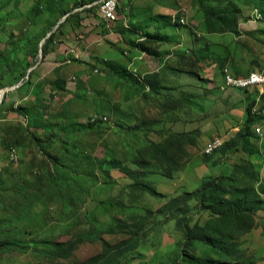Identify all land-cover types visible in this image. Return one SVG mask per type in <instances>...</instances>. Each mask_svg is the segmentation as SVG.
<instances>
[{"label":"rangeland","instance_id":"rangeland-1","mask_svg":"<svg viewBox=\"0 0 264 264\" xmlns=\"http://www.w3.org/2000/svg\"><path fill=\"white\" fill-rule=\"evenodd\" d=\"M61 1L59 8L56 0H39L38 3L36 0H0V18L14 19L9 24H3L0 20V59L6 50L13 55L8 68L14 66L20 70L25 49L30 44L29 38L40 39L41 47L50 34V27L60 15V9H69L73 14L81 10L93 21L99 19L102 23L91 30H94V34L87 43L86 37L76 34L75 45L65 44L66 51L78 48V58L90 55L102 63L97 65L95 62L78 61L73 59V52H68L66 58L62 59V70L58 74L68 82L47 103L48 115L57 114L56 121L61 123L58 126H62V130L57 125H44L42 122V127L36 128L38 138H31L21 129L17 130L16 125L23 121L25 115L28 122H33V110L28 106L29 98L15 105L17 96L12 91L45 61L40 49L32 70L28 69L20 82H14L13 72L9 69L0 70V80L12 83L0 88H6L0 101V119L5 120L0 123L10 122L16 132V137H6L3 146L1 138L5 133L0 131V173L3 174L0 181V241L9 243L0 252V264H86L90 258L105 250L101 240L96 239V231H101V238L109 245L120 244L119 254L109 264L179 262V256L173 251L182 246L183 232L175 225L173 215L176 216V211L165 208L170 197L186 189L192 192L200 184L198 179L201 182L204 176L219 174L230 179L224 183H227L224 185L227 195H231L233 188L237 187H253L255 191L261 189L260 186L264 187V96H260L264 92L256 88L237 92L232 87L219 85L224 83L225 75L233 76L227 67L221 68L224 65L231 69L234 64L239 73L243 70L250 72L245 67L252 64H247L244 58H237L236 51L248 47L257 53L260 43L246 46L244 44L248 40V43L255 40L252 36L228 32L210 36L220 44L209 45V40L204 36L207 33L202 26V11L192 5V0H117L113 22L105 21V27L98 15L102 0L84 4H78L80 0ZM235 2L241 10L239 22L247 24L258 14L254 0ZM34 6L38 12L32 11ZM157 14L173 15V18L177 16L183 24L164 25ZM97 20L93 23L96 24ZM160 26H165L163 32L181 36L175 41L179 44L174 52L175 62L172 61L173 57H168L162 66V69L176 70L181 81L178 98L166 100V106L161 105L165 113L156 107H149L140 86H128L105 64L110 61L127 66L128 61L140 52L128 42L138 43L145 34L157 31ZM58 29H53L54 47H61L63 37L68 41L61 25ZM107 33H111L110 36L101 40L108 41L110 46H105L106 50L101 54L96 40ZM225 48L232 49L233 61L216 56V53L221 55ZM151 57L153 59L148 63L152 67L158 66V61L162 62L161 57ZM67 58L71 61L64 62ZM95 68L97 71H94ZM211 68L214 73L210 81H216V84L208 87L205 85L209 82L207 77ZM147 70L149 67L143 71ZM143 71L137 72L136 77H142ZM253 100L254 106L247 115L245 105ZM170 108H173L176 117L168 116ZM93 115L106 116L97 130L71 133L70 127H66L74 121L86 123ZM246 118L252 121L250 132L254 135L250 138L253 148L250 153L241 149L239 143L232 144L231 141L230 145L224 144L234 139ZM151 120L153 122H149ZM140 121L142 127L137 126ZM223 121L235 126L231 136L227 135L230 127ZM125 124L134 127L127 129ZM169 126L181 131L191 128L188 131H192V141L185 144L184 151L171 155L173 162L166 163L151 156L147 140H162L168 130L173 131ZM256 127L262 129V135L254 133ZM213 128H222L218 134L220 141H213L216 139L211 137ZM30 129L34 130L33 127ZM201 133L209 138L200 141ZM210 141L213 142L209 147L214 145L212 150L209 151V147L205 150ZM218 141L219 144H215ZM10 147L17 150V158H11ZM105 147L115 153L123 164L136 171L133 179L119 169L107 174L99 166L97 159L103 155ZM77 151L83 153L82 166H74L79 182L60 181L57 187L52 180L53 169L56 164L72 160ZM139 162L148 165L137 169ZM201 162L216 167L217 174L214 175L215 169H212L205 171L210 175L201 177L199 173L196 177L193 173H186L181 178L175 176L180 172H189ZM167 167L173 169L170 177L162 174ZM85 178L94 180L87 190L84 188ZM134 181L160 194L151 195L140 187H132ZM261 197L264 199V194ZM189 205L190 211L182 215L190 225H203L209 220L208 210L199 209L194 199L189 200ZM258 212L252 215L249 228L225 230L234 249L230 254L233 264H264V214ZM81 236L92 239L85 240ZM189 253L196 258L222 257L200 242H196Z\"/></svg>","mask_w":264,"mask_h":264},{"label":"trees","instance_id":"trees-1","mask_svg":"<svg viewBox=\"0 0 264 264\" xmlns=\"http://www.w3.org/2000/svg\"><path fill=\"white\" fill-rule=\"evenodd\" d=\"M38 1L39 0H36V3H38ZM56 1V4L60 8L62 1ZM93 1L94 0H80L78 1V4L91 3ZM262 2L263 0H254V3L260 10V14L264 16V9L261 7V4H263ZM37 5L39 6V4ZM192 5L201 9L202 11V26L205 33L209 34L229 32L238 34V22L241 10L236 4L235 0H192ZM33 10L38 12L37 7L35 6L32 8V11ZM59 11L61 12L59 16L67 14L63 22L70 20L73 16L78 14L70 13L69 9H60ZM157 15L159 18L163 19L164 25L183 24L178 21L179 18L177 16L173 18V15ZM53 25L54 23L50 27L51 29ZM60 25L61 23H59L57 29ZM51 29H49L50 34L46 37L40 48V39L29 38L30 44L25 49V54L22 57L23 64L20 63V70L14 66L12 68H8L9 65H11V58L13 57L10 50H6V52H4L5 55H3V57L0 59V70L5 68L9 69V71L13 72V79L15 80L14 82H20V80L26 76L27 68L33 64V61L38 53V49H40L42 57H44L49 49H51L53 44L52 36L54 33V31H51ZM167 39L168 38L166 35L155 31L145 34L143 39L138 43H133L132 41H129L128 43L129 45L137 48L140 52H144L150 56H158L159 52L153 43L165 42ZM105 64L111 71H113L119 80L125 82L128 86H133L134 88H137L136 86H140L143 92L144 89L148 87L147 93H143L145 100H149V98H153L156 96V94L160 93L162 87L158 72H148L142 75V77H136V74L131 72L124 65H117L116 63L110 61H106ZM54 73H56L57 76L52 82L49 83V81L42 80L33 86L34 97L32 100H29L28 105L31 107V109L30 107L29 109L33 110V113L31 114L33 122H28L27 116L25 115L24 117L26 120L24 118L23 121L19 122L20 124L16 125L18 126L17 130L21 129L22 132L29 134L31 138H38V135H35L36 128L42 127V125H40L41 122L44 125H57V128L62 130V126H58V124L61 123L56 121L57 114L48 115L49 112L47 103L51 98L54 97L55 92L63 90L66 85L65 78L58 74L59 68H55ZM1 76L2 74L0 73V77ZM9 83L10 82L0 80V88L12 84ZM28 83L29 79H24L21 84L18 85V87ZM260 96H264V94H260ZM253 106L254 100L245 105V111L247 115L251 113ZM24 121L26 123H24ZM102 121L103 120L100 118L95 119L94 121L89 119V121L86 123L74 121L70 122L66 127H70L69 131H71V133H75V131H91L97 130L99 128V124ZM149 122H153V120ZM139 124L140 125L137 126L142 127L143 123L141 121ZM251 124L252 121L246 118L241 128L237 131L234 139L228 140L224 144L230 145V142L232 141V144L239 143L240 148L246 150L247 153L252 152L253 148L250 144V138L251 135H253V132H250ZM125 126L127 129L134 127H131L127 124H125ZM32 127L34 130L30 129ZM14 130L15 127L11 128L10 122L2 124V131L5 133V136L1 138V143L3 146L7 136L12 135L13 137H16V132ZM166 133L167 134L162 140L155 142L148 139L147 144L148 150L150 151V154L153 158H156L158 161H164L168 163L174 161L173 157L171 156L173 153L184 151L185 144L190 140L192 141V131L177 132L168 130ZM59 143L61 144V142ZM17 148H20V146L18 145ZM81 154L83 153L77 151L74 154L72 160L67 159L66 162L56 164L55 169H53L54 179L52 180L53 182H56L57 187L59 186L58 182L60 181H72L74 183L79 182L77 169L75 170L74 166H82L83 157ZM97 161L99 162V166L104 168L103 170L107 174H109V172L113 169H119L120 171L129 175L130 178H134L136 171L118 160L115 153H113L107 147H105L103 155L98 157ZM146 165L148 164L139 162L137 163L136 168L139 169L145 167ZM172 170V168H165L162 173L163 176L170 177ZM2 176L3 174L0 173V181H2ZM229 181V177H226L224 174H219L217 176H204L194 191L189 192L187 190H183L179 194L170 197V199L166 202L165 208H167L168 211H176V216L175 214L173 215L175 218V225L183 232V238L181 241L182 246L173 251V254L176 253V256L178 255L180 260L179 262L174 260L172 264H233L232 262L234 260L230 254L234 252V249H232L233 245L229 242L230 237L225 234V230H237L239 228L246 229L250 227L252 215H254L257 211L264 209V199L261 197V194H264V187L260 186L261 189L258 191H255L253 187H237L233 188L231 195H227L224 185H226ZM84 182V188H86V190L89 186L94 184V180L92 179L88 180L85 178ZM225 182L227 183L224 184ZM132 187H140L141 189L149 192L151 195L160 194L156 192L155 189L143 186L137 181L132 183ZM190 199H194L196 201V206L199 209L208 210L210 213V218L205 224L200 225L194 223L193 225H190L187 221V218L182 215L190 211ZM82 237L83 236L80 238ZM83 239L91 240L92 238L87 239L85 236ZM96 239L101 240L105 250L99 255L90 258L86 264H109L111 261L115 260L116 256L119 254L118 249L120 248V244L109 245L101 238V231H96ZM196 242L207 244L211 250L222 255V257L215 259L209 256L203 258L193 257V255L189 253V250L195 246ZM8 245L9 243H6V241H0V252H3V250L6 249ZM224 258L232 259V261Z\"/></svg>","mask_w":264,"mask_h":264},{"label":"crops","instance_id":"crops-1","mask_svg":"<svg viewBox=\"0 0 264 264\" xmlns=\"http://www.w3.org/2000/svg\"><path fill=\"white\" fill-rule=\"evenodd\" d=\"M262 3L263 4H261V7L264 9V0H263ZM254 8H255L256 11H258V14L255 16V18H252V20H248L247 24L244 23V22H238V34L252 36L255 39L253 41V43H248V41H249L248 40L247 43L244 44V45L251 46V44L257 45V44L260 43V46L257 47V49H258L257 53H254L248 47H243L239 51H236V56L239 59H243L244 58V60H245V62L247 64H249V63L252 64V65H249V66L245 67L247 69H250V72H253L254 70L262 72V71H264V16L262 14H260L259 8H257V7H254ZM83 13H85V12H82L80 10V12L78 14H76L70 20H68L66 22H63L64 19H65L64 15L63 16H58L56 18L55 23H54L51 31H53V29H56L55 31H59V29H57L56 25L58 23H61L63 34H65V36L67 37L68 41L64 40L65 37H63V39H61V42H60L61 47L60 46L54 47V45L52 44L51 49H49V51L44 56V60L45 61L42 64H40L39 66H37V69H36L37 71L33 72L30 75V77H29V74L27 75L28 76L27 79H29V83L26 84V85H22L20 87H18V86L15 87L14 91H12V94H15L17 96V98L14 101L15 105L21 103L22 100H26L28 98H29L28 100H32L33 99V97H34L33 86L37 82L42 81V80L49 81V83L52 82L57 76V74L54 73L55 68H59L60 71L62 70L61 67H60V64L63 63L62 59L66 58L65 56H66V54H68V52H73L72 53L73 59H78V61L79 60L89 61L91 64L95 62V63H97V65H99L98 63H100V61L94 59L93 57H90V55L86 56V57L84 56V57L78 58L77 56L79 55V52L76 51L78 49L77 47H73V48L69 49L68 51H66L67 50L66 49L67 46H65L66 43H70L73 46L77 42V40H75L76 38H74L76 34H81V35H79L80 37H86L85 38V40H86L85 42L87 43L88 39L91 37V35L94 34L93 33L94 30L93 31H91V30L94 27L96 28L97 24H100V25L102 24L99 19L98 20L95 19V20H97V22H96V24H94L93 22L95 20L93 21L91 19V17H88L86 14L84 15ZM0 20L3 22V24H6V23L9 24L11 22V20L13 21L14 19H11V18L7 19V18L3 17V18H0ZM89 22H90V24L92 22L93 26L90 25ZM91 26H92V28H91ZM163 29H165V26H163V27L160 26V27H158L157 32H159L160 34L166 35V36L168 35L169 37L167 36V38H168L167 41H165L163 43H161V42L153 43V45H155L157 51L159 52V55H158L159 59H160V57L162 58V62L158 61V66L154 65L152 67V66L149 65V63L152 61L153 57H151L150 55H147L144 52H139V53H136L128 61L126 67L131 72H133L134 74H137V72H141V71L145 70L146 67H149V70L143 71V74L148 73V72H154V71L159 73V75H160L159 76L160 77V84H161V87H162L161 90H160V93L156 94V96H154V97L152 96L153 98H149V100H144V101L146 103H148L149 107H156V109H158V111L165 113V110H164V108H162L161 105L162 104L165 105L164 102L166 100H175L176 98H178L177 91H178V89L180 87L181 81L178 78L179 76H178V72L176 70H173V69H162V66H163V62L168 57H173L172 61L175 62L176 55H175L174 52H176L178 50L177 46H179V44H177L175 41L177 40L178 37H181V36L177 35V34L171 35L169 32L168 33L167 32H163L162 31ZM90 31H91V33H88ZM110 34L111 33H107L106 35L101 36L99 38V40H96L98 42V44H96V46H100L98 49H99V51H102V52H100L101 54L103 53L104 50H106L105 46H110V43H107L108 41L101 40V39H102V37H105V38L109 37ZM215 34L218 35V34H224V33H209V34H205L204 35L205 38H207L209 40L208 44L211 45V46H214V45L217 46V45L220 44V43L214 42V40L210 39V36H214ZM259 38H261V39L259 40ZM113 41L116 42L117 39H113ZM54 42L55 41L53 40V43ZM165 50H168V53H165ZM224 50L225 51H223L221 55L216 53V56H218V57L220 56L223 59L226 58V61H233L234 58H233V54H232V49H230V48L226 49L225 48ZM104 58L106 59L105 56H104ZM52 61H54V62H52ZM70 61L71 60L69 58H67L66 61H64V62H70ZM211 62H213V60ZM146 63H148V64H146ZM173 64H175V63H173ZM33 65L34 64L29 66L26 71H28V69L32 70V68H33L32 66ZM223 67H227L229 71L231 70L230 73L235 75V76H246L247 73L249 72L248 71L247 73H245L246 71L243 70L241 73H239L237 67L234 64H232V68L231 69H229V67L227 65H224L221 68H223ZM33 70H35V68ZM220 72H221V69H220ZM213 73H214V69L211 68L210 76L207 77L209 82L205 86L210 87V86H214V83L216 84V81H213V80L210 81L212 79L211 76L213 75ZM47 75H49V77H47ZM60 76L63 77L62 75H60ZM63 78H65V77H63ZM164 80L166 81V83L164 82ZM67 82H68V79L67 80L65 79V83H67ZM219 85L221 86L222 84L219 83ZM235 90L237 92L238 91L241 92L242 89H235ZM147 91H148V87H146L144 89L145 93H147ZM262 91L264 92V89ZM259 92H261V91H259ZM241 98H242V95H240L239 99H241ZM243 106L244 105H242V107ZM169 112H171V113H168L169 117H172V118L176 117V115H175L176 113L173 110V108H170ZM3 120H5V119L4 118L0 119V121H3ZM223 123L230 127L229 132H228L227 135L231 136V132H233L232 130L235 128V126L234 127L231 126L229 124V122H227V121H223ZM2 124L3 123H0V131L1 132H3L2 131ZM169 127L173 131H177V132L181 131L179 129H175L173 126H169ZM165 128H168V127H165ZM188 130H191V128H189V129L187 128L185 131H188ZM221 131H222V128H219V129L213 128L212 129V131H211L212 136L211 137H213V138L216 137V139H214L213 141L221 139V138L219 139V137H218V134L220 135ZM261 131H262V129L260 127H256L254 129V133L259 135V136L261 135ZM206 138H209V137L206 136V135H203L202 133L199 136L200 141H202V140H204ZM213 141L207 142L205 150L207 149V147H209L211 145V143ZM18 155L19 154H17V156ZM10 156H11V151H10ZM212 169H215L214 175H216L217 174L216 167L209 166V165L205 164L204 162H201L198 166H195L193 169L189 170V172H186V171L185 172H180V173H178L175 176L178 177V178H181L182 176L186 175V173H189V174L193 173V174H195V177H196V175H198V173H199V177H201L202 175H210V174L206 173L205 171L206 170L210 171ZM176 177H174V179ZM198 183H200L199 179H198ZM173 190L175 191L176 187H174ZM258 213L264 214V211L263 210H259Z\"/></svg>","mask_w":264,"mask_h":264},{"label":"built area","instance_id":"built-area-1","mask_svg":"<svg viewBox=\"0 0 264 264\" xmlns=\"http://www.w3.org/2000/svg\"><path fill=\"white\" fill-rule=\"evenodd\" d=\"M115 9H117V5L107 6V8H103L98 12L100 19L103 21L104 27H105V21L113 22V16H114ZM107 30H111V29H107ZM221 73H224V70H222ZM262 80H264V76L262 74H257V70H254V72L247 73V78H240L239 80H232V75H225L224 83L221 86L223 88H230V85H232L233 83L247 84V82H254L258 84L260 88L262 84ZM98 118L102 119L103 121L106 120V116H101V115H96L94 117H91L90 119L94 121L95 119H98ZM261 135H262V131H261ZM213 146L209 148H212ZM17 154H18L17 150L12 147L11 148V158L13 159V156Z\"/></svg>","mask_w":264,"mask_h":264},{"label":"bare ground","instance_id":"bare-ground-1","mask_svg":"<svg viewBox=\"0 0 264 264\" xmlns=\"http://www.w3.org/2000/svg\"><path fill=\"white\" fill-rule=\"evenodd\" d=\"M115 5H117V0H102L98 6V12L103 8H107V6H115ZM115 11H116V9H115ZM182 22H184V21H182ZM257 74H262L264 76V71H262V72L257 71ZM240 78H247V75L246 76H235V75L232 76V80H239ZM224 80H225V78H224ZM230 87H232L234 89L256 88L258 90H263L264 89V80H262V84H261L260 88H259V85L254 83V82H247V84L233 83L232 85H230ZM93 117H94V115H93ZM219 141H218V143H215V144H219ZM210 150H212V148H210L209 151ZM14 157L17 158V155H15Z\"/></svg>","mask_w":264,"mask_h":264},{"label":"water","instance_id":"water-1","mask_svg":"<svg viewBox=\"0 0 264 264\" xmlns=\"http://www.w3.org/2000/svg\"><path fill=\"white\" fill-rule=\"evenodd\" d=\"M66 15H67V14H65L64 17H65ZM64 17H63V18H64ZM5 90H6V88H3V89L0 90V101H1V98H2L3 93H4Z\"/></svg>","mask_w":264,"mask_h":264}]
</instances>
